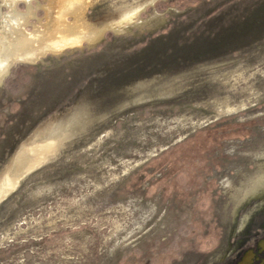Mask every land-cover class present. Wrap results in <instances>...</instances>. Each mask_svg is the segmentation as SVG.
<instances>
[{
    "label": "rangeland",
    "instance_id": "rangeland-1",
    "mask_svg": "<svg viewBox=\"0 0 264 264\" xmlns=\"http://www.w3.org/2000/svg\"><path fill=\"white\" fill-rule=\"evenodd\" d=\"M29 1L0 0L2 41L106 29L0 73V176L41 149L0 264H264V0Z\"/></svg>",
    "mask_w": 264,
    "mask_h": 264
},
{
    "label": "bare ground",
    "instance_id": "bare-ground-1",
    "mask_svg": "<svg viewBox=\"0 0 264 264\" xmlns=\"http://www.w3.org/2000/svg\"><path fill=\"white\" fill-rule=\"evenodd\" d=\"M27 3L30 4V1L27 0ZM56 6L57 1L53 0L50 9L54 10ZM75 11L71 10V12ZM105 29L79 30L75 24L64 21V16L57 17L55 11H49L48 21L44 28H35L33 33L21 32V37L16 35L12 40L2 41L0 39V73L15 61L34 62L48 52H58L83 42H93L101 36ZM35 151H41V149L27 151L24 155L19 154L14 164H11L0 176V197L14 188L23 174L30 170L32 165L35 166L38 163V156L34 155Z\"/></svg>",
    "mask_w": 264,
    "mask_h": 264
},
{
    "label": "trees",
    "instance_id": "trees-1",
    "mask_svg": "<svg viewBox=\"0 0 264 264\" xmlns=\"http://www.w3.org/2000/svg\"><path fill=\"white\" fill-rule=\"evenodd\" d=\"M202 24H197L196 25V27H198V30H197V32L196 33H199V35L201 34L200 32H202V31H204L205 30V28L207 27L206 25L204 26V25H202ZM199 28H200V30H199ZM211 34H215V32L214 31H211L210 32ZM208 35V34H207ZM195 37H198V42H196V44L195 45H197L196 47H195V49L197 48H201V50H203V49H207V48H215V47H218L217 46V44H215L216 46H213L214 44L211 42V43H205L206 42V40L205 41H203L202 42V40L199 38V36H194L193 38H195ZM214 38H216V37H214ZM200 41V42H199ZM198 44L200 45V46H198ZM180 60V59H179ZM183 61V60H182ZM167 65H170V64H168V63H164L163 65H162V68L164 69Z\"/></svg>",
    "mask_w": 264,
    "mask_h": 264
},
{
    "label": "flooded vegetation",
    "instance_id": "flooded-vegetation-1",
    "mask_svg": "<svg viewBox=\"0 0 264 264\" xmlns=\"http://www.w3.org/2000/svg\"><path fill=\"white\" fill-rule=\"evenodd\" d=\"M262 229L264 230V228H263V226H262ZM263 250V249H262ZM261 259V261H263L264 262V257H263V259L262 258H260Z\"/></svg>",
    "mask_w": 264,
    "mask_h": 264
}]
</instances>
